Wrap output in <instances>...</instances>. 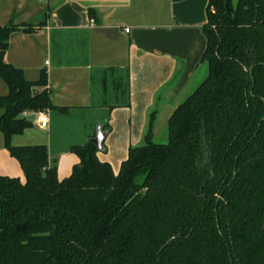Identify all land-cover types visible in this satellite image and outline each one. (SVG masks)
<instances>
[{"label": "trees", "instance_id": "1", "mask_svg": "<svg viewBox=\"0 0 264 264\" xmlns=\"http://www.w3.org/2000/svg\"><path fill=\"white\" fill-rule=\"evenodd\" d=\"M17 31L33 28L0 26V133L24 179L0 175V264H264V0H207L206 77L169 117L167 143L151 117L116 174L90 141L70 148L79 163L63 179L46 145L11 144L32 127L23 113L67 111L46 70L30 81L5 62Z\"/></svg>", "mask_w": 264, "mask_h": 264}, {"label": "crops", "instance_id": "2", "mask_svg": "<svg viewBox=\"0 0 264 264\" xmlns=\"http://www.w3.org/2000/svg\"><path fill=\"white\" fill-rule=\"evenodd\" d=\"M206 6L207 0H0V26L33 28L10 36L5 62L30 81L46 70L52 105L67 109L46 110V128L27 112L32 127L11 144L46 145L48 166L63 179L79 163L70 148L106 123L105 150L97 155L116 174L129 148L144 143L150 118L154 138L205 76ZM6 153L0 133V175L24 178Z\"/></svg>", "mask_w": 264, "mask_h": 264}, {"label": "water", "instance_id": "3", "mask_svg": "<svg viewBox=\"0 0 264 264\" xmlns=\"http://www.w3.org/2000/svg\"><path fill=\"white\" fill-rule=\"evenodd\" d=\"M225 6H226L227 12L230 14L227 1L225 3ZM107 133H108V131L105 130L103 127V124L100 123L96 126L94 136L89 139V141L96 147L97 151H99V152H102L105 150L104 140H105ZM262 228H264V223H263ZM177 238H179V235L173 236L168 241H166L165 244L162 245V247L159 249V252H161L167 245H169L172 241H174Z\"/></svg>", "mask_w": 264, "mask_h": 264}, {"label": "rangeland", "instance_id": "4", "mask_svg": "<svg viewBox=\"0 0 264 264\" xmlns=\"http://www.w3.org/2000/svg\"><path fill=\"white\" fill-rule=\"evenodd\" d=\"M231 2H232V4L233 5H235L236 4V2H237V0H231ZM204 64V68L206 69V74H205V76L203 77V78H201L199 81L200 82H202L203 81V79L206 77V75H207V65L205 64V63H203ZM200 82H198V83H200ZM197 85H199V84H197ZM2 88H4V89H2ZM7 88V86L3 83V81L0 79V96L1 95H3L4 93V91L5 90H7L6 89ZM195 89V88H194ZM7 93V92H6ZM157 135H156V137H154L153 138V141L155 142V143H159V144H165V143H167V126H166V123H161L159 126H158V128H157ZM5 156H7V158H8V160H9V162H13V164H18L17 163V161L16 160H14L12 157H10L9 156V154H8V152L6 153V155ZM19 165V164H18ZM21 179H24V178H21Z\"/></svg>", "mask_w": 264, "mask_h": 264}, {"label": "built area", "instance_id": "5", "mask_svg": "<svg viewBox=\"0 0 264 264\" xmlns=\"http://www.w3.org/2000/svg\"><path fill=\"white\" fill-rule=\"evenodd\" d=\"M94 23L93 19H90V24L92 25ZM126 31H128L127 29H125ZM47 63V62H45ZM27 112L23 113V116L26 117ZM37 115V122L40 126V128H46L49 122V118L48 115L46 113V111H38L36 112Z\"/></svg>", "mask_w": 264, "mask_h": 264}]
</instances>
